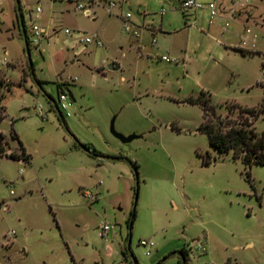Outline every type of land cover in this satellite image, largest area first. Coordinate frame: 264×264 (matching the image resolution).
<instances>
[{"label": "rangeland", "instance_id": "374dc122", "mask_svg": "<svg viewBox=\"0 0 264 264\" xmlns=\"http://www.w3.org/2000/svg\"><path fill=\"white\" fill-rule=\"evenodd\" d=\"M198 1L217 15L178 0H1L0 132L29 160L0 158V264H182V248L187 264H264V165L199 131L205 104L221 126L246 118L264 136V0ZM126 13L138 37L122 32ZM33 26L45 31L37 46ZM60 88L71 116L42 121L37 105ZM112 122L138 137L122 143Z\"/></svg>", "mask_w": 264, "mask_h": 264}, {"label": "trees", "instance_id": "16d2710c", "mask_svg": "<svg viewBox=\"0 0 264 264\" xmlns=\"http://www.w3.org/2000/svg\"><path fill=\"white\" fill-rule=\"evenodd\" d=\"M46 96L48 99L47 100L48 103H54V99H52L51 96L49 95ZM188 101L189 103L192 104H197L199 102L198 99H189ZM201 106L203 108L204 123L200 125L199 131L205 133L208 136L211 145L219 153L231 152L232 157L234 159H241L242 162L245 164V166L248 168H250L251 165L254 163L264 165V136L263 135L258 136L254 132V128L252 127L251 123L246 118L243 119L242 122L233 123L232 125L223 127L221 126L222 121L220 120V117L215 116L213 110H209L205 106V104L204 105L201 104ZM238 109L241 113H249V114L253 113V110L251 109H244V108H238ZM56 115L58 117V120L62 121L64 124V118L59 113H56ZM210 117L211 118L216 117V119L218 120V125H215ZM4 118H5V110L1 104V98H0V122ZM5 138L6 137L0 132V158L8 157L12 160H19V159H23L25 161L29 160V156L25 154V151L22 148L19 141L18 142L20 148V155L13 152L7 153ZM11 138L13 140L18 139L17 135H11ZM76 147L78 149L85 151L87 154L95 158H104V156L100 155L99 153L95 151H91L90 148L85 144H78ZM112 159L126 160L133 171L135 179L136 180L138 179V169H137L138 167L135 162H132L131 160L125 159L123 157H114ZM134 194L136 197L137 186L134 189ZM134 214L135 212L133 211L132 218H134ZM133 220L134 219H132V222ZM132 222L128 223L129 231L132 227ZM126 252L127 251L124 250V253ZM178 254L181 257L182 264H187L186 250L182 248L178 251ZM132 259H133V264H138L134 257H132Z\"/></svg>", "mask_w": 264, "mask_h": 264}, {"label": "built area", "instance_id": "2783aa9c", "mask_svg": "<svg viewBox=\"0 0 264 264\" xmlns=\"http://www.w3.org/2000/svg\"><path fill=\"white\" fill-rule=\"evenodd\" d=\"M162 1L165 2L167 0H162ZM178 2L180 5V10L183 11V13L187 12V13H193L194 14L197 11L206 10L209 12V15L211 17H214L217 15L215 4L212 2H209L207 4H203V3L199 2L198 0H178ZM37 4L38 5L35 9V12L37 14H39V13H41V7H40L38 2H37ZM108 6H109V9H111V8H113L114 5H113V3H110ZM76 10L78 12H83L84 15H86V16L90 15V13H91L88 8L84 7L81 4L76 5ZM1 11H2V4H1V0H0V13H1ZM161 13H163V11ZM121 18H122V22H123L122 27H121L122 32L127 34V35H133L135 37H138L139 36L138 29L130 21V19H131L130 13H126V14L122 15ZM44 32L45 31L43 28L33 26L32 27V39H31V41L28 40L27 44L30 43L34 46H37L39 43V40L43 37ZM65 34L67 36H69L70 31L65 30ZM96 39L97 38L95 35L88 36L85 34L78 33V39L76 41H78L84 47L87 44H91L92 42H95L97 44V46L100 47L102 44L100 41H97ZM26 40H27V38H26ZM151 44L152 45L155 44V37L152 38ZM161 59L164 61H169V59L166 56H162ZM5 63H6V60L3 59L2 64H5ZM75 80H76V78L73 80L70 79V81H75ZM71 104H72V102L70 101V97H68V94L62 90L59 92L57 99L54 100V103H50V109L56 113H59L63 118H66V117L70 116ZM36 111H37V114L42 119V121L47 120V116H48V112H49L47 108H44V106L39 104L36 107ZM84 196L89 198V199L94 198L93 195L90 194L89 192H85ZM111 229H112V226H110L108 224H104L99 230V236L104 238ZM140 245H142L144 247H148V246H151L152 243H148L147 241H140ZM198 249L201 251H204L203 244L198 245Z\"/></svg>", "mask_w": 264, "mask_h": 264}, {"label": "water", "instance_id": "95a60500", "mask_svg": "<svg viewBox=\"0 0 264 264\" xmlns=\"http://www.w3.org/2000/svg\"><path fill=\"white\" fill-rule=\"evenodd\" d=\"M168 2H171V0H167ZM174 9V8H172ZM174 13V12H173ZM111 68V67H110ZM70 101L73 102L74 99L70 96ZM110 130H111V133L113 134V136L115 138H117L119 141H121L122 143H127V142H130L131 140L137 138L138 136H135V135H132V136H128V137H124L123 135L117 133L115 130H114V127H113V122L111 123V127H110Z\"/></svg>", "mask_w": 264, "mask_h": 264}, {"label": "crops", "instance_id": "0c3cea01", "mask_svg": "<svg viewBox=\"0 0 264 264\" xmlns=\"http://www.w3.org/2000/svg\"><path fill=\"white\" fill-rule=\"evenodd\" d=\"M172 10H173V12L175 13L174 9H172ZM5 55H6V52H5ZM1 64H2V63H1ZM2 65H3V66L6 65V63H5V64H2ZM111 66H112V65H111ZM75 81H76V80H75ZM41 105H42V104H41ZM42 106H44V105H42ZM44 108H47V109H48V111H49L48 114H49L51 111L54 112L53 110L50 109V103H48V101H47V105L44 106ZM54 113H55V112H54ZM55 114H56V113H55ZM70 116H71V113H70ZM70 116H69V117H70ZM47 118H48V116H47ZM18 155H20V153H19ZM17 161H19V162H21V161L24 162L25 160H23V159H19V160H17Z\"/></svg>", "mask_w": 264, "mask_h": 264}]
</instances>
